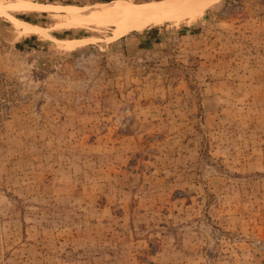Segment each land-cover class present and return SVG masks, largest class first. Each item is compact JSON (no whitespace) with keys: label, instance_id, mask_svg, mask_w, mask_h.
I'll list each match as a JSON object with an SVG mask.
<instances>
[{"label":"rangeland","instance_id":"rangeland-1","mask_svg":"<svg viewBox=\"0 0 264 264\" xmlns=\"http://www.w3.org/2000/svg\"><path fill=\"white\" fill-rule=\"evenodd\" d=\"M1 12L0 264H264V0L120 37Z\"/></svg>","mask_w":264,"mask_h":264},{"label":"bare ground","instance_id":"bare-ground-1","mask_svg":"<svg viewBox=\"0 0 264 264\" xmlns=\"http://www.w3.org/2000/svg\"><path fill=\"white\" fill-rule=\"evenodd\" d=\"M221 0H147L142 3L131 0H115L101 8L90 6L64 5L55 6L44 3H33L26 0H15L12 3H5L0 0V10L11 16L15 13L57 11L66 12L75 17L72 22L77 28L104 25L115 27L116 36L126 31L144 28L152 24H163L167 21H181L188 17H196L210 6ZM61 5V4H60ZM51 13V12H50ZM19 30L22 33H47L49 28L28 23L25 20L17 19ZM70 23V24H72ZM96 26V27H97ZM93 29V28H92ZM37 34V33H35ZM88 40L83 38L75 41H68L69 45L79 46L86 44ZM75 48V47H74Z\"/></svg>","mask_w":264,"mask_h":264},{"label":"crops","instance_id":"crops-1","mask_svg":"<svg viewBox=\"0 0 264 264\" xmlns=\"http://www.w3.org/2000/svg\"><path fill=\"white\" fill-rule=\"evenodd\" d=\"M0 14L4 15L1 11H0ZM5 16V15H4Z\"/></svg>","mask_w":264,"mask_h":264}]
</instances>
